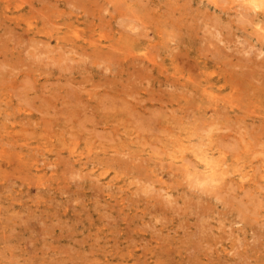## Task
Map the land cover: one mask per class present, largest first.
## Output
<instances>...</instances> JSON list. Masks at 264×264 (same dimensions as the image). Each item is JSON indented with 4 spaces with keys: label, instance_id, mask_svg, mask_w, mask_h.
<instances>
[{
    "label": "rangeland",
    "instance_id": "rangeland-1",
    "mask_svg": "<svg viewBox=\"0 0 264 264\" xmlns=\"http://www.w3.org/2000/svg\"><path fill=\"white\" fill-rule=\"evenodd\" d=\"M0 264H264V0H0Z\"/></svg>",
    "mask_w": 264,
    "mask_h": 264
},
{
    "label": "bare ground",
    "instance_id": "bare-ground-1",
    "mask_svg": "<svg viewBox=\"0 0 264 264\" xmlns=\"http://www.w3.org/2000/svg\"><path fill=\"white\" fill-rule=\"evenodd\" d=\"M208 76V75H207ZM225 146V145H224ZM123 169V168H122Z\"/></svg>",
    "mask_w": 264,
    "mask_h": 264
}]
</instances>
